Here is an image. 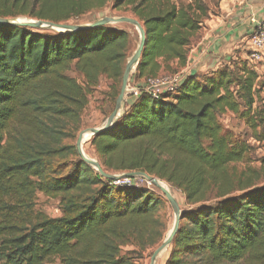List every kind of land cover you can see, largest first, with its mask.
<instances>
[{
	"label": "trees",
	"instance_id": "16d2710c",
	"mask_svg": "<svg viewBox=\"0 0 264 264\" xmlns=\"http://www.w3.org/2000/svg\"><path fill=\"white\" fill-rule=\"evenodd\" d=\"M112 3L146 32L132 80L183 68L212 15L204 0H0V17L67 23ZM130 36L110 26L50 34L0 24V257L6 264H140L164 242L168 201L152 189L117 186L79 154L75 140L102 77L119 96ZM75 68L83 83L70 77ZM258 75L246 62L173 93L141 92L92 147L110 174L144 172L180 191L183 214L164 264H264V157L222 124L232 113L259 133ZM262 129V128H261ZM60 198L62 215L33 213L36 195ZM130 246L132 252L124 253Z\"/></svg>",
	"mask_w": 264,
	"mask_h": 264
},
{
	"label": "rangeland",
	"instance_id": "374dc122",
	"mask_svg": "<svg viewBox=\"0 0 264 264\" xmlns=\"http://www.w3.org/2000/svg\"><path fill=\"white\" fill-rule=\"evenodd\" d=\"M174 1L178 3H185V2H190L191 0H174ZM204 1L210 7L211 12H213L214 14L218 13L220 0H204ZM106 17H109V18L127 17V18L135 19V17L132 15V13L128 9L123 8L121 10H114L112 7V3H109L102 10L91 11L79 18L70 20L69 22L65 24L85 27V26L94 24ZM19 19H28L32 21H38L37 19L31 18L28 16H22V17H19ZM108 26L127 31V33L130 36L129 58H131L135 54L138 48V45L140 43V32L138 28L133 25L126 24V23H116V24H110ZM40 31L50 33V34L60 33L59 31L55 29H49V28H43V29H40ZM135 69L133 70V72L135 71ZM132 74H131V78L129 80V85H128L129 95L127 97L126 107L131 102V99L135 98L132 94H130L132 88L139 87L141 85L140 83H137L132 80ZM68 75L76 79L79 83H83V77L80 76V73L76 72L75 68H73L69 72ZM109 83L112 84V82L108 80L106 77H102L98 87L92 90V92L90 93L89 104L82 116V127L79 133L77 134V137L75 140V143H77V140L80 137V134L84 133L82 148L85 154L89 158L94 159L98 162H99L98 157L91 144L94 136H91L90 134H86V130L93 129V128L94 129L100 128L101 126H103L104 123H106L109 116L112 114V112L115 109L116 101L115 102L111 101L110 103V101L107 99V92H108V89H110L111 87V85L109 86ZM254 108L257 109L258 111L264 112V97H261L259 102L255 104ZM220 121L222 122L225 128L233 131V134L235 136L241 138L242 140L247 141L252 146L253 149L251 152V159L254 162H252L251 164L252 166H259L260 164L257 162V160H260L261 158L264 157V126L260 127L259 133L258 132L256 133L251 125H248L245 121L238 119L237 116L232 113H227L223 115ZM121 175L123 174H115L112 176L118 177ZM135 185L148 188V189H152L158 195L163 196L160 189L153 186L146 180L138 179ZM162 185L166 187L167 190L170 189L172 195L175 198L177 197L176 200L179 203L182 214L189 212L193 209V207H190L189 205L186 204L184 196L180 191L173 188L171 185L167 184L164 181H162ZM33 213L34 215L40 213V214L46 215L51 218L60 217L62 215V211L60 208V198H51V197L45 196L42 193H38L34 201ZM166 213L168 215V220H169L168 232L166 234V238H167L175 222V215L169 203H168V208H167ZM161 244H159L158 246L150 250L148 253H146L144 256V259L140 261V264H150L153 253L157 250V248L161 246ZM133 249L134 248L127 246L123 248V252L129 253V252H132ZM167 252L168 250L163 252L162 255H160V257L157 260V264H164V259H165ZM0 264H6L5 260L1 257H0ZM51 264H61V262L59 260H56L55 262Z\"/></svg>",
	"mask_w": 264,
	"mask_h": 264
},
{
	"label": "crops",
	"instance_id": "0c3cea01",
	"mask_svg": "<svg viewBox=\"0 0 264 264\" xmlns=\"http://www.w3.org/2000/svg\"><path fill=\"white\" fill-rule=\"evenodd\" d=\"M262 21L264 0H220L218 13L206 21L193 39L187 64L181 68L178 62H173L171 67L201 79L225 65L246 62L257 73L258 89L261 90V97H264V59L260 62L252 61L250 46L251 34ZM171 74L174 73L163 70L160 75Z\"/></svg>",
	"mask_w": 264,
	"mask_h": 264
},
{
	"label": "water",
	"instance_id": "95a60500",
	"mask_svg": "<svg viewBox=\"0 0 264 264\" xmlns=\"http://www.w3.org/2000/svg\"><path fill=\"white\" fill-rule=\"evenodd\" d=\"M116 23H126V24H130V25L137 27L139 32H140V43L138 45V48H137L135 54L131 58H129L127 61L125 72L123 75L120 93H119V96L116 100V106H115L114 111L109 116L108 120L106 121V123L103 127L86 130V134H90L91 136L98 135V134L102 133L103 131L109 130L112 127H114L115 124L117 123V121L125 113L126 104H127V97L129 95L128 94L129 93L128 92L129 80L131 78V74H132L133 70L138 66V64L142 58V54H143V51H144V48L146 45V32H145L143 25H141V23L137 19L127 18V17H123V18L106 17V18H104V19H102V20H100L94 24H91V25H88L85 27L77 26V25H70V24H65V23H54V22H49V21H44V20L32 21V20H28V19H19V18L10 19V18H1L0 17V24L1 25L30 27V28H34V29L49 28V29H55L61 33H71V32H76V31L82 30L84 28L108 26L110 24H116ZM83 137H84V133H81L80 137L77 140L76 146H77L78 152L82 156L83 160H85L90 166H92L94 169H96L100 173L101 176L108 178V179H112V180H116L118 178H120V179L146 180L150 184H152L153 186L160 189L162 194L165 196L168 203L170 204V206L174 212V215H175V222H174V226H173L172 230L170 231L169 235L167 236L166 240L161 244V246L159 248H157V250L152 255L150 264H157V260L160 257V255L163 252L167 251L171 247L173 240H174V238H175V236H176V234L180 228V222L183 218V214L181 212L178 201L170 194V192L168 190H166L164 187H162L160 185V182H161L160 179H158L154 176H150L147 173H144V172L126 173V174H123V175L118 176V177L112 176V175L106 173L98 161L89 158L85 154V152L82 148Z\"/></svg>",
	"mask_w": 264,
	"mask_h": 264
},
{
	"label": "built area",
	"instance_id": "2783aa9c",
	"mask_svg": "<svg viewBox=\"0 0 264 264\" xmlns=\"http://www.w3.org/2000/svg\"><path fill=\"white\" fill-rule=\"evenodd\" d=\"M243 1V0H236ZM251 59L260 62L264 59V21L257 24L250 37ZM188 74L185 71L177 72L171 75L150 77L142 82L139 87L132 88L130 94L134 97L141 92L148 93L155 98L163 94L173 93L184 82ZM138 179H116L114 185L131 187L136 184Z\"/></svg>",
	"mask_w": 264,
	"mask_h": 264
},
{
	"label": "bare ground",
	"instance_id": "6f19581e",
	"mask_svg": "<svg viewBox=\"0 0 264 264\" xmlns=\"http://www.w3.org/2000/svg\"><path fill=\"white\" fill-rule=\"evenodd\" d=\"M160 185L162 186V187H164L163 185H162V181L160 182ZM165 189H166V187H164ZM167 190V189H166ZM168 191L170 192V194L172 195V193H171V191H170V189H168ZM173 196V195H172ZM174 197V196H173ZM175 198V197H174ZM177 198V197H176ZM175 198V199H176ZM162 255V254H161Z\"/></svg>",
	"mask_w": 264,
	"mask_h": 264
}]
</instances>
